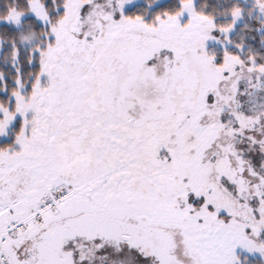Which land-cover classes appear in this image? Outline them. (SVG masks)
I'll return each mask as SVG.
<instances>
[{
  "label": "snow or ice",
  "instance_id": "1",
  "mask_svg": "<svg viewBox=\"0 0 264 264\" xmlns=\"http://www.w3.org/2000/svg\"><path fill=\"white\" fill-rule=\"evenodd\" d=\"M0 264H264V0H0Z\"/></svg>",
  "mask_w": 264,
  "mask_h": 264
}]
</instances>
